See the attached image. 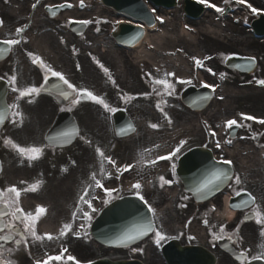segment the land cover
Listing matches in <instances>:
<instances>
[{"label":"snow or ice","instance_id":"snow-or-ice-1","mask_svg":"<svg viewBox=\"0 0 264 264\" xmlns=\"http://www.w3.org/2000/svg\"><path fill=\"white\" fill-rule=\"evenodd\" d=\"M201 2L206 3L207 0H201ZM227 3V0H225ZM244 0H237V3H243ZM39 3V0H36V4H33L32 7L35 8L36 5ZM84 0H80V5L83 6ZM66 7H71L69 4H65ZM209 7L215 8L216 12L223 13L225 9L217 7L216 5H208ZM251 7V5H249ZM253 12H256V9H252ZM157 20L162 21V18L157 16ZM79 23L83 24H89L92 23V21H79ZM3 24V21H0V25ZM27 27V25H25ZM24 31V28H17L16 29V35L20 36ZM21 43L20 39H5L0 41V45H4V47H0V57L3 56L4 53L10 52L12 49V46L18 45ZM28 55L32 59L33 64H39L42 68L45 69V82H47L48 75L57 77L60 81L63 82L64 85L67 86V89L61 87L59 84H54L51 86L50 89L45 88L43 85L41 87L36 86H30L26 88H19L17 86V77L16 75H12L8 79L9 85L12 86V91L17 92L19 94L18 98H23L26 96H33V95H39L41 91H48L50 94H55L58 97L63 98L64 100L70 101L73 105L80 102L81 99H84L85 97L91 99L92 101L96 102L97 104H101L104 106L105 109H108L109 106L105 103V101L101 98L96 96L93 92L87 90V89H77L73 84H71L65 76L59 72L53 70L51 67L46 65L44 61L39 57L34 55L33 53H28ZM95 59V58H93ZM204 59H209V57H205ZM193 60L195 61V64L197 67H202L203 62L196 57H193ZM255 62V59L252 58V63ZM97 63H99L97 61ZM79 67V66H78ZM101 68H103V71L108 74L109 70L107 68H104V66L101 64ZM209 72H212V69H208ZM214 74V73H213ZM174 73H165V76H173ZM223 73H221V78H223ZM2 79V78H0ZM109 79H111V76L109 75ZM180 83L183 84H191V80H180ZM260 85H264V79L256 81ZM113 83H115L113 81ZM154 84L156 85H162L163 91L167 93V95L171 96L175 92L174 85L169 82L167 79H155ZM204 87H210L215 90V87L212 85L205 84ZM70 89L71 91H68ZM155 91V89H154ZM74 94V95H73ZM159 94V93H158ZM147 95V94H145ZM210 97L207 96H201L198 97L194 103H198L204 100L209 99ZM31 102V101H29ZM156 107L163 111V108H161L160 104L158 103ZM63 110V109H62ZM69 111L71 109H68ZM110 111H115V109H109ZM165 116L167 114L165 113ZM240 116L245 121H257L260 124H264V119H258L255 116L246 115L244 113H240ZM9 117H12V122L16 123L17 119L20 123L23 122V113L19 111V104H3L0 105V125H2L6 119ZM168 122L171 123V119L168 118ZM233 126L242 127V124H239L236 119H229L226 121V127L231 129ZM151 127L157 128L158 125L152 124ZM129 128H131V125H129ZM121 132L124 131V129L120 130ZM76 135H78V129L77 128H67L54 136L47 137L50 141H52L55 144H58L62 146L64 143L70 142L72 138H74ZM212 136H215L216 133L212 132ZM90 143V141H89ZM187 143L186 140H181L179 144L176 146L174 150H172L168 155L166 156H159L157 157L158 160H171L173 156H175L177 153L180 152L181 148ZM4 145L6 147H11L14 151H16L21 157L26 158L28 161H34L40 158V156L43 154L44 149L38 146H26L22 147L21 145L17 144L10 138L4 139ZM216 147L220 148L221 145L219 141L216 142ZM96 153L100 157V171L103 174L104 172V162L107 161L108 163L115 166V161L112 160L111 157L106 156L105 153L97 147L95 149ZM141 162L144 160L143 154L140 156ZM156 161H151V163H155ZM222 163L224 164H231L232 161L230 160H223ZM131 165H124L123 168L125 171L130 169ZM173 172H175V165L172 166ZM119 171V169H118ZM231 177L228 176L227 172L221 168L216 167L213 165L211 169L207 171L204 178L198 182L196 187L194 188V192L198 196H206L208 193L215 191L221 183H223L225 180H229ZM91 180L95 182V186L98 188H103L104 192L107 194V199L104 200L105 204H109L112 202V200L116 199V197L113 196V192L116 191V189H110V188H104V185L101 183L99 179L96 177V173L93 172L91 174ZM160 180L163 184H171L172 181L165 180L164 177H160ZM236 184L241 183V179L239 176L235 177ZM40 181H36L34 184L30 185L26 189H17L15 186H11L7 189L0 190V233H4L5 230L7 232L4 235H0V242H7L9 240H13L15 236H19L20 239L15 240V244L17 247H19L22 243H27L26 234L33 237L35 240H43L45 236L48 240L54 239V237L51 234H45L44 236L38 235L36 232V224L40 217L46 213V209L42 206H37L35 212H25L24 209L20 207V194L21 191H32L35 192L40 186ZM89 187H92L90 184ZM142 185L140 183H135L132 185V189L135 190L136 197L143 201L144 204L148 205V211L151 212L153 215H155V209L151 207V205L148 204V201L145 200L144 196L141 195L140 189ZM85 195H87V189L85 190ZM236 195H240L239 192H236ZM184 199H187V197H184ZM80 201L87 204L88 208L91 209V212L94 213L97 210L92 206L91 202L88 200H85V197L82 195L80 197ZM251 201L252 203H255V197L251 196V194H248V200L243 201L242 203L244 205H247ZM233 208L237 207V205H232ZM82 212V219L86 220L87 222H91L92 215L88 211H82L79 207H77L76 211L73 212V219L77 217V213ZM252 215L256 218V223L260 225H264V212H261L259 207H257ZM6 217L8 219H6ZM207 223V222H206ZM20 225L23 226V231H21ZM81 228H84L85 225L81 224ZM72 230V224L71 223H65L60 231V236H64L67 234V232ZM221 233L224 231V227L221 226L220 229ZM155 233V243L159 245L162 241L166 240L167 237L164 233L161 231H158L154 227V221L152 219H146L141 217L140 220H138L135 224H133L131 227L126 228L122 232H120L115 238L114 243L127 247L128 245L134 243L135 241L142 239L143 237L147 236L149 233ZM238 232V229H237ZM79 235V233H77ZM260 235L264 237V229L261 230ZM221 238L219 236L213 237V239ZM228 239H232L231 236L228 237ZM5 251L11 253L12 249H4V246L2 243H0V264H12V261L10 259H6L4 256ZM67 249H63L61 255L57 256H49L46 260L43 262L37 260L36 264H49V261L56 260L60 261L63 256V252H66ZM132 251H142V249H135L133 248ZM68 260H72L75 262V264H80L79 261H76L75 257L69 256L67 258ZM238 259H241L242 261H247V256L244 252H240ZM264 259V253H261L260 255H254L251 257L252 261L255 260H262ZM89 264H92V262H89ZM247 264H251V261H247Z\"/></svg>","mask_w":264,"mask_h":264},{"label":"rangeland","instance_id":"rangeland-1","mask_svg":"<svg viewBox=\"0 0 264 264\" xmlns=\"http://www.w3.org/2000/svg\"><path fill=\"white\" fill-rule=\"evenodd\" d=\"M225 0H207V2H209L210 4H214L217 7L220 8H225L226 5L222 4L221 2H223ZM219 2V3H217ZM91 10L87 11L85 17H89V20H91L94 24V28L92 29V31H97L98 29H102V25L97 21L95 22V18H94V14L99 12V15L101 16H107L109 17V19L113 20L116 19L115 16H113L112 14H109L107 11L103 10V9H99L98 6H96L95 4L92 3V6L90 7ZM90 14V16H89ZM92 16V18H91ZM167 16V15H166ZM106 17V18H107ZM167 17H169L170 19V29L171 26L178 28V30L181 32V36L179 37L174 36L176 39L180 38L181 39V44L179 45V48L182 49L183 53H185L186 55H188L189 57L191 56H204V55H210V54H214L217 56V60H222V58L224 56H226L228 53H233L236 52L235 50H240L238 52L240 53H250V54H255V55H259L260 59H262L263 63H264V47L256 44V43H251V42H255V41H251L248 39V33L246 31V29L240 27V26H236L235 25V21H229L227 20H222V21H218V19L216 18V16L214 14L209 15L206 19H204V21L200 24H196L193 26L192 23H190L187 18L184 17L183 12L181 10V8L177 9L174 13L168 15ZM237 18V17H236ZM110 22V21H108ZM188 26V34L189 36L187 37H183V33L180 30L181 27ZM212 27L213 30H209L206 27ZM193 28V29H191ZM175 34H177V32H174ZM102 36H98L97 38H101ZM109 36H106L105 40L109 41ZM230 42H248L249 44H245V43H240V44H233ZM166 43V48L169 47H174V46H178L177 42H165ZM55 48L57 50H59L60 52H63L62 50L58 49L56 46ZM110 48V47H109ZM163 51H167V49H163ZM94 57L90 58L89 62H84L85 65V69H87V67L89 68L87 71V74L90 75V80H96L98 81V79H100V72L102 71V68L100 67V63H102L103 66H105L104 62H106V59H108V57H106V59L102 58L99 59L98 54L100 53H91ZM108 56H111L113 60L117 61V65L120 67V75L122 76V78L124 80H126L129 85H131V81L129 79V77H131L132 75L134 76H138L137 71L132 70L131 67H135V65L137 67H135L137 70L143 72V74L141 73V75H144V71L147 70H141L139 65H141L142 67H145L144 65H146V63L141 62L143 60H134L133 57H131V55H129V53H114L111 51V54H107ZM95 58V59H93ZM97 61L99 63H97ZM191 64H193L194 61H192V57H191ZM190 62H188L189 64ZM168 65L166 67H164V71L167 72L171 67H173V64L167 63ZM126 68H129V71H127ZM189 71H191V67L189 65ZM263 73L264 70L262 69ZM178 72V71H177ZM176 72V74H177ZM189 76H191V73L189 72ZM80 77V81H83V74L82 72L79 75ZM137 83L138 86H142L141 82L138 81L137 79ZM82 86V85H81ZM264 94L263 93H258L256 91H252L251 94L249 95L248 98H254V100L261 98ZM177 104V102H176ZM256 105H254L256 108L258 107V104L255 103ZM83 108L81 107L80 110H82ZM90 111H88L84 117L81 115V119L84 118L85 123L87 124L88 128L91 129V135L92 136V141L96 140L98 141L99 139V133L104 131L107 126H106V122L102 120H100V114L96 109L90 108ZM82 112V111H81ZM106 124H105V123ZM131 145L135 144V142H131ZM72 151V149L70 150ZM69 151V152H70ZM89 150H87L84 154L80 153H76V157L77 159L80 156L86 155L87 152ZM68 152V153H69ZM67 153V152H65ZM68 153L66 154V156L68 155ZM89 162L88 165L91 166V163L94 159V155L93 152L90 151L89 152ZM86 170H83V172H85ZM80 177L82 176V173L79 175ZM261 178V180L264 182V175L262 174V176H258ZM172 208V207H171ZM177 210H181V207L179 206L177 208ZM158 214H161V212H158ZM92 215V214H91ZM89 243H90V249H89V253L86 257L82 258V260L84 261H94V260H98L104 257L110 258L112 260H117V259H122L125 260L127 258H130L131 255L129 254V252H124V251H111V250H106L102 247H99L98 245H96L93 240L91 238H89ZM145 260V257L142 259ZM151 260H147V264H150Z\"/></svg>","mask_w":264,"mask_h":264},{"label":"bare ground","instance_id":"bare-ground-1","mask_svg":"<svg viewBox=\"0 0 264 264\" xmlns=\"http://www.w3.org/2000/svg\"><path fill=\"white\" fill-rule=\"evenodd\" d=\"M171 30L168 31H163V33H161L160 35H151L148 34L145 38V41L143 43V45H141L140 47H138L137 49H135V51L132 53L133 58L140 60V59H145L148 62L152 63L155 65L156 68H162L165 63H173L175 58H171L172 56H176V48L177 47H169L166 48V43L163 42H177L178 45L181 44V39L174 38L175 36H181L180 31L178 30V28H174L171 27ZM152 32V31H150ZM174 32H177V34H175ZM171 34V35H170ZM173 35V36H172ZM188 37L189 35H187V32L185 29H183V37ZM46 44V42H44ZM38 48L40 51H45L47 50V47L44 44H38ZM151 48H155V50L157 52H151L150 49ZM163 49H167V51H162ZM159 50V51H158ZM184 59H182L181 57L176 59V64H178L177 66L182 69L183 72L186 71L185 68H182L181 62H183Z\"/></svg>","mask_w":264,"mask_h":264},{"label":"water","instance_id":"water-1","mask_svg":"<svg viewBox=\"0 0 264 264\" xmlns=\"http://www.w3.org/2000/svg\"><path fill=\"white\" fill-rule=\"evenodd\" d=\"M105 4L113 7L116 11L118 12H123L126 14H129L133 12L135 9H140V4L137 3V0H102ZM154 3L158 4L159 2L167 3L171 2L172 4L174 3V0H152ZM138 4V5H135ZM143 13L145 14L146 17L149 18L148 13L145 11V9L142 7ZM133 17L134 14H132ZM124 34L128 35L129 30H124Z\"/></svg>","mask_w":264,"mask_h":264},{"label":"flooded vegetation","instance_id":"flooded-vegetation-1","mask_svg":"<svg viewBox=\"0 0 264 264\" xmlns=\"http://www.w3.org/2000/svg\"><path fill=\"white\" fill-rule=\"evenodd\" d=\"M8 18H10V17L8 16L7 13L2 14V19H3V20L6 19V20L8 21V26L10 27V25L13 24V20H12V19L9 20ZM10 29H11V28H10ZM10 29H9V30H10ZM8 34H10V33H8ZM3 38H4V36H3Z\"/></svg>","mask_w":264,"mask_h":264}]
</instances>
